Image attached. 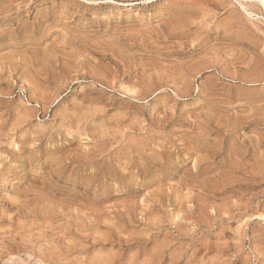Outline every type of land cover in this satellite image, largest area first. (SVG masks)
Masks as SVG:
<instances>
[{
  "label": "rangeland",
  "instance_id": "374dc122",
  "mask_svg": "<svg viewBox=\"0 0 264 264\" xmlns=\"http://www.w3.org/2000/svg\"><path fill=\"white\" fill-rule=\"evenodd\" d=\"M262 2L0 0V264H264Z\"/></svg>",
  "mask_w": 264,
  "mask_h": 264
},
{
  "label": "bare ground",
  "instance_id": "6f19581e",
  "mask_svg": "<svg viewBox=\"0 0 264 264\" xmlns=\"http://www.w3.org/2000/svg\"><path fill=\"white\" fill-rule=\"evenodd\" d=\"M261 2H262V0H261ZM262 3H263V2H262ZM262 3H261V4H262ZM263 7H264V6H263Z\"/></svg>",
  "mask_w": 264,
  "mask_h": 264
}]
</instances>
